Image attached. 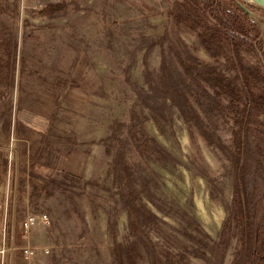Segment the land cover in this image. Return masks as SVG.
Returning a JSON list of instances; mask_svg holds the SVG:
<instances>
[{"label": "rangeland", "instance_id": "rangeland-1", "mask_svg": "<svg viewBox=\"0 0 264 264\" xmlns=\"http://www.w3.org/2000/svg\"><path fill=\"white\" fill-rule=\"evenodd\" d=\"M243 3L251 15L236 0H0L4 264H116L115 248L142 252L141 240L158 264H264V10ZM178 42L252 94L244 129L213 112L209 144L169 102L157 118L138 104L146 70ZM133 107L170 155L145 163L163 211L145 200L156 221L138 237L104 143Z\"/></svg>", "mask_w": 264, "mask_h": 264}, {"label": "trees", "instance_id": "trees-1", "mask_svg": "<svg viewBox=\"0 0 264 264\" xmlns=\"http://www.w3.org/2000/svg\"><path fill=\"white\" fill-rule=\"evenodd\" d=\"M220 23L226 26L225 21L222 20ZM165 38L159 39L161 45L164 44ZM177 45L178 48L170 43L168 51L162 54V65L156 72L146 70L144 83L147 90L138 92V104L149 109L155 116L162 114L164 117V110L167 109L169 102L170 107L177 110L180 117L186 121L190 132L197 129L200 136L209 144L218 138L210 122L213 112L219 115L231 113L236 125L240 126L241 130L244 129L246 124L242 120L239 121L242 113L239 105L242 103L246 105L244 112L247 114L246 120H249L253 110L252 94L246 89H240L237 77H225L218 68L200 62L182 42H178ZM232 63L235 69L242 73L245 71L241 63L235 64L233 60ZM224 97L229 99L227 103H224ZM249 106L250 110H247ZM240 132H235V145L238 150L241 148ZM104 143L107 151L114 153L112 170L117 174L119 185L117 210L127 212L131 235L138 237L144 226H152L156 221L145 200L163 211V207L156 201L152 192L151 179L143 175L145 163L149 160L164 163L170 155L146 132L141 114L134 107L126 121L115 122L110 127ZM65 176L71 180H78L70 173H65ZM138 244L142 246V252H139L136 243L122 250L115 248L116 264H124L127 261L133 264L132 257L140 258L143 252L150 264H158L153 246L144 240Z\"/></svg>", "mask_w": 264, "mask_h": 264}, {"label": "built area", "instance_id": "built-area-1", "mask_svg": "<svg viewBox=\"0 0 264 264\" xmlns=\"http://www.w3.org/2000/svg\"><path fill=\"white\" fill-rule=\"evenodd\" d=\"M6 194L5 191L3 189V186L0 187V264H4V255L5 253L8 251L7 247H6V243L4 241V239L2 238V223L4 222L5 219V210H6V206H5V199H6ZM42 219L48 223V217L47 215H43ZM36 221V217L31 216L28 217L23 225H24V230L25 232L28 234L31 227L35 224Z\"/></svg>", "mask_w": 264, "mask_h": 264}, {"label": "water", "instance_id": "water-1", "mask_svg": "<svg viewBox=\"0 0 264 264\" xmlns=\"http://www.w3.org/2000/svg\"><path fill=\"white\" fill-rule=\"evenodd\" d=\"M238 6L247 14V15H251V12L249 11V9L245 6V3H250L253 4L255 6H258L259 8H261L262 10H264V0H236Z\"/></svg>", "mask_w": 264, "mask_h": 264}, {"label": "crops", "instance_id": "crops-1", "mask_svg": "<svg viewBox=\"0 0 264 264\" xmlns=\"http://www.w3.org/2000/svg\"><path fill=\"white\" fill-rule=\"evenodd\" d=\"M43 16L45 17V15H41L40 17H43ZM49 18H53V17H52V16H49ZM1 62H3V59H2L1 56H0V63H1Z\"/></svg>", "mask_w": 264, "mask_h": 264}, {"label": "bare ground", "instance_id": "bare-ground-1", "mask_svg": "<svg viewBox=\"0 0 264 264\" xmlns=\"http://www.w3.org/2000/svg\"><path fill=\"white\" fill-rule=\"evenodd\" d=\"M201 207V206H200Z\"/></svg>", "mask_w": 264, "mask_h": 264}]
</instances>
